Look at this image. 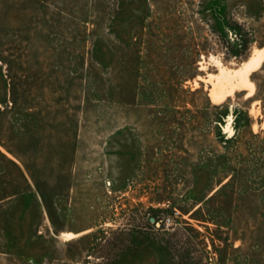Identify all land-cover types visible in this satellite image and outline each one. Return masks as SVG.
Listing matches in <instances>:
<instances>
[{"label":"rangeland","instance_id":"rangeland-1","mask_svg":"<svg viewBox=\"0 0 264 264\" xmlns=\"http://www.w3.org/2000/svg\"><path fill=\"white\" fill-rule=\"evenodd\" d=\"M256 49L264 0H0V264H264Z\"/></svg>","mask_w":264,"mask_h":264},{"label":"bare ground","instance_id":"bare-ground-1","mask_svg":"<svg viewBox=\"0 0 264 264\" xmlns=\"http://www.w3.org/2000/svg\"><path fill=\"white\" fill-rule=\"evenodd\" d=\"M263 61L264 49L254 50L247 61L241 63L238 68L233 70L225 68L219 61H216L218 74L210 78L213 84L212 96L214 99L222 97L225 92L231 93L233 91H242L245 89H249L251 92L253 84L249 79V75L253 70L257 69Z\"/></svg>","mask_w":264,"mask_h":264},{"label":"trees","instance_id":"trees-1","mask_svg":"<svg viewBox=\"0 0 264 264\" xmlns=\"http://www.w3.org/2000/svg\"><path fill=\"white\" fill-rule=\"evenodd\" d=\"M228 38L224 39V40H227ZM229 43H230V46L231 48H233V46L235 44H233V42L228 39ZM234 42L236 40H233ZM238 41V40H237ZM227 42V41H226ZM239 46L241 49H244L246 46H247V42H244V41H239ZM237 47V45H236ZM237 49V48H236ZM241 51V50H240ZM239 50H235L233 53L238 56H240L238 53ZM0 146L8 153L10 154L14 159L12 158H9L8 156H6L5 153H3L1 150H0V169H4L5 170V166H9V167H12L14 170H15V176H17L18 178L20 179H25V175H24V172L22 171L21 167L19 166V164L16 162L18 161L19 163L22 164V166L26 169L27 168V165L24 163L23 159H22V156L20 154L17 153V151L13 150L11 147H9L6 142L3 140V138L0 136ZM31 179L33 180V183L34 185L36 186V188L38 189V185L36 183V181L34 180V177L31 175ZM29 193V192H27ZM15 193L13 194H10V195H7L4 197V198H9L11 196H14ZM1 200V199H0Z\"/></svg>","mask_w":264,"mask_h":264},{"label":"crops","instance_id":"crops-1","mask_svg":"<svg viewBox=\"0 0 264 264\" xmlns=\"http://www.w3.org/2000/svg\"><path fill=\"white\" fill-rule=\"evenodd\" d=\"M4 197H5V196H4ZM4 197L0 198V199H1L0 202H2L3 200L7 199V198H4Z\"/></svg>","mask_w":264,"mask_h":264},{"label":"water","instance_id":"water-1","mask_svg":"<svg viewBox=\"0 0 264 264\" xmlns=\"http://www.w3.org/2000/svg\"><path fill=\"white\" fill-rule=\"evenodd\" d=\"M150 221H151V222H154V219H153V218H150ZM157 225H158V224H157Z\"/></svg>","mask_w":264,"mask_h":264}]
</instances>
